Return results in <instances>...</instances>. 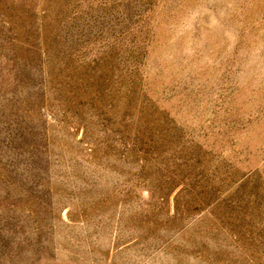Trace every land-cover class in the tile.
<instances>
[{
  "label": "rangeland",
  "instance_id": "374dc122",
  "mask_svg": "<svg viewBox=\"0 0 264 264\" xmlns=\"http://www.w3.org/2000/svg\"><path fill=\"white\" fill-rule=\"evenodd\" d=\"M0 264H264V0H0Z\"/></svg>",
  "mask_w": 264,
  "mask_h": 264
}]
</instances>
